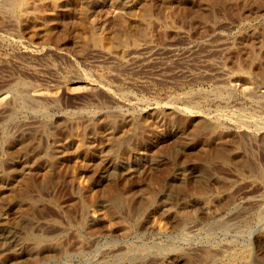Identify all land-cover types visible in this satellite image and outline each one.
Masks as SVG:
<instances>
[{
	"label": "rangeland",
	"instance_id": "obj_1",
	"mask_svg": "<svg viewBox=\"0 0 264 264\" xmlns=\"http://www.w3.org/2000/svg\"><path fill=\"white\" fill-rule=\"evenodd\" d=\"M9 1L0 264H264V7Z\"/></svg>",
	"mask_w": 264,
	"mask_h": 264
},
{
	"label": "bare ground",
	"instance_id": "obj_2",
	"mask_svg": "<svg viewBox=\"0 0 264 264\" xmlns=\"http://www.w3.org/2000/svg\"><path fill=\"white\" fill-rule=\"evenodd\" d=\"M11 1V0H10ZM9 1V2H10ZM143 1V0H142ZM152 1V0H151ZM203 1V7H202V9H203V13L204 14H202V13H200L199 15H198V18H206L207 17V15L208 14H210L211 13V6L212 5H216L217 3H219V1H215V0H200V3ZM217 2V3H215V2ZM220 1H222V0H220ZM12 2V1H11ZM130 1H128V3H129ZM147 2H149V1H147ZM146 1H144V3H143V6H142V10H143V12L144 13H148L149 12V10H150V5L147 3ZM214 2V4H212ZM124 3V2H123ZM126 4H127V2H125ZM141 3V2H140ZM177 3V2H176ZM8 4H10V3H8ZM167 4V3H166ZM226 4V3H225ZM249 4V3H248ZM177 5H179V4H177ZM184 5V4H183ZM241 5V4H240ZM244 5V4H243ZM242 5V6H243ZM247 5V4H246ZM250 5H252V7L250 6ZM250 5H248V6H250L249 7V9L252 11V12H254V11H256V10H258L259 9V6L261 7V6H263L264 7V0H253V1H251L250 2ZM185 6V5H184ZM200 6H202V5H200ZM222 6H223V4H222ZM225 6V5H224ZM241 6V7H242ZM248 6L246 7V8H248ZM240 7V8H241ZM163 8V7H162ZM222 8V7H221ZM225 8V7H224ZM245 8V7H244ZM258 8V9H257ZM262 8V7H261ZM260 8V9H261ZM123 9V8H122ZM178 9V8H177ZM227 8H225L224 10H226ZM263 9V8H262ZM193 10V9H192ZM215 10H218V9H215ZM236 10V9H235ZM240 10V9H239ZM156 11V10H155ZM189 11V10H188ZM188 11H186V12H188ZM199 11V10H198ZM238 11V10H237ZM162 12V11H161ZM175 12V11H174ZM182 12V11H181ZM216 12H218V11H216ZM215 12V13H216ZM229 12V11H228ZM231 12V11H230ZM229 12V13H230ZM235 12V11H234ZM248 12V11H247ZM261 12V11H260ZM154 13H156V12H154ZM169 13H170V10H169ZM233 13V12H232ZM244 14H245V12H243ZM256 13H258V12H256ZM255 13V14H256ZM138 14V13H137ZM182 14V13H181ZM236 14V13H235ZM247 15H248V13H246ZM252 14V13H251ZM250 13H249V15H251ZM144 15V14H143ZM146 15V14H145ZM206 15V16H205ZM211 15V14H210ZM217 15V14H216ZM237 15V14H236ZM242 15V14H241ZM140 16V15H139ZM160 16H163L162 14L160 15ZM167 16V15H166ZM170 16H172V15H170ZM178 16H181V15H178ZM203 16H205V17H203ZM232 16H234V15H232ZM244 16V15H243ZM256 16H257V14H256ZM146 17V16H145ZM190 17V16H189ZM183 18V17H182ZM186 18V17H185ZM212 17H210V19H211ZM214 18V17H213ZM213 18H212V20H213ZM233 18H235V17H233ZM145 19V18H144ZM197 19V18H196ZM169 20V19H168ZM171 20V19H170ZM189 20H190V18H189ZM188 20V21H189ZM192 20H193V18H192ZM206 20H208V18L206 19ZM115 21V20H114ZM149 21V20H148ZM187 21V22H188ZM117 22V21H116ZM145 22V21H144ZM151 22V21H150ZM163 22V21H162ZM185 22V21H184ZM194 22V21H193ZM121 23V22H120ZM196 23V22H195ZM195 23H194V26H195ZM198 23V22H197ZM204 23V22H203ZM127 24V23H126ZM140 24V23H139ZM142 24V23H141ZM149 24V23H148ZM184 24V23H183ZM191 24V23H190ZM200 24H202V23H200ZM199 24V25H200ZM114 25V24H113ZM130 25V24H129ZM150 25V24H149ZM171 25V24H170ZM245 25V24H244ZM252 26V25H251ZM119 27V26H118ZM139 27V26H138ZM142 27V26H141ZM145 27H146V25H145ZM144 27V28H145ZM259 27V26H258ZM140 28V27H139ZM253 28V27H252ZM124 30V29H123ZM146 30H148V29H146ZM137 32V31H136ZM146 32V31H145ZM144 32V33H145ZM250 32V31H249ZM261 32V31H260ZM134 33V32H133ZM142 33V32H141ZM251 33V32H250ZM138 34H139V32H138ZM140 35H143V34H140ZM139 36V35H138ZM245 37V36H244ZM134 38V37H133ZM116 39V38H115ZM245 39H246V37H245ZM245 39H244V41H245ZM254 39H257V38H251V40H254ZM260 40V37H259V39H258V41ZM243 41V42H244ZM94 42V41H93ZM252 42V41H251ZM251 42H250V38H249V41H247L246 40V42H245V47L247 48V50L248 49H250V47H252L251 45ZM257 43V42H256ZM255 47V46H254ZM253 50V49H252ZM243 51V50H242ZM240 52V51H239ZM239 52H237V53H239ZM250 52V51H249ZM249 52H247V53H249ZM252 52V51H251ZM246 53V52H245ZM252 53H254V51L252 52ZM259 56V55H258ZM245 56H243V58H244ZM250 57V56H249ZM259 57H261V56H259ZM246 58V57H245ZM253 58H255V57H253ZM236 60V59H235ZM247 60V59H246ZM240 61V64H241V61H243V59L241 60H239ZM263 61V60H262ZM247 62V61H246ZM245 62V63H246ZM250 62V61H249ZM248 62V63H249ZM260 62V61H259ZM258 63V62H257ZM238 64V63H237ZM243 64V63H242ZM261 64V63H260ZM261 66V65H260ZM252 67V66H251ZM264 67V66H263ZM260 69V68H259ZM264 70V69H263ZM259 72V71H258ZM263 73V72H262ZM261 73V74H262ZM104 83V82H103ZM106 84V83H105ZM146 121V120H145ZM153 122V121H152ZM119 134V133H118ZM118 142V138L117 137H115V138H112L111 140H110V146H114L116 143ZM177 143V142H176ZM77 146V145H76ZM61 148V147H60ZM57 149V148H56ZM111 149V148H110ZM22 150V149H21ZM63 151V150H62ZM56 152V151H55ZM105 152V151H104ZM95 164V163H94ZM89 165V164H88ZM93 166V165H92ZM66 168V167H65ZM71 168V167H70ZM43 169V168H42ZM61 171V170H60ZM40 172V171H39ZM38 172V170H37V173H39ZM54 172H55V170H54ZM41 173V172H40ZM39 173V174H40ZM44 173V172H43ZM43 173H41V174H43ZM44 174H46V173H44ZM30 177V176H29ZM43 177V176H42ZM47 178V177H46ZM57 178V177H56ZM53 179V178H52ZM51 179V180H52ZM69 179V178H68ZM39 181V180H38ZM47 181H48V179H47ZM30 182V181H29ZM47 184V183H46ZM22 187H24V186H22ZM17 189V188H16ZM106 190V189H105ZM14 192V191H13ZM18 192V191H17ZM13 194V193H12ZM113 195V194H112ZM109 197V196H108ZM1 206V205H0ZM1 209H2V207H1ZM182 215V214H181ZM2 224V223H1ZM5 225H6V223H5ZM11 247V246H10ZM262 248V247H261ZM47 254V253H46ZM54 255V254H53Z\"/></svg>",
	"mask_w": 264,
	"mask_h": 264
}]
</instances>
